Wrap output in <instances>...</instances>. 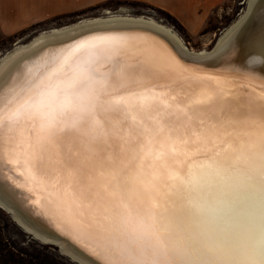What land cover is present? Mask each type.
<instances>
[{"label":"snow or ice","instance_id":"6c2138e0","mask_svg":"<svg viewBox=\"0 0 264 264\" xmlns=\"http://www.w3.org/2000/svg\"><path fill=\"white\" fill-rule=\"evenodd\" d=\"M26 71L0 85V165L7 143L27 191L37 193L31 203L92 237L101 264H160L162 255L171 264L238 256L264 264V231L259 243H245L226 226L247 225L235 217L251 193L264 197V78L201 75L149 42L118 35L88 36ZM116 125L134 130L137 155L129 169L122 154L103 186L95 165L73 152L50 154L73 138L103 152L104 130ZM118 189L137 196L115 199Z\"/></svg>","mask_w":264,"mask_h":264},{"label":"bare ground","instance_id":"6f19581e","mask_svg":"<svg viewBox=\"0 0 264 264\" xmlns=\"http://www.w3.org/2000/svg\"><path fill=\"white\" fill-rule=\"evenodd\" d=\"M247 7L241 15L221 33L212 51L191 49L182 37L167 24L152 16L133 14L128 10H106L98 16L82 18L74 23L52 27L33 36L27 42L18 40L14 47L0 59V85L10 81L15 83L27 77V69L42 63L50 55L74 46L75 42L91 35H118L137 42L146 41L167 52L178 56L190 69L206 76H228L236 73L260 82L264 78V0H246ZM177 119L181 118L179 112ZM27 135V129H23ZM153 131L155 128L153 127ZM132 128L121 132L119 125L104 130L103 152L87 140L70 139L60 148L50 149L55 155L58 150L73 152L85 166L95 165L99 186H103L115 174L114 163L126 154L123 164L131 168L135 163L136 153L131 150ZM14 131L12 135H17ZM117 144L119 148H117ZM17 150L9 148L7 143L3 150V163L0 165V204L36 236L44 241L57 243L60 249L75 257L82 264H101L99 249L95 240L85 234L77 233L65 227L61 221L41 212L31 203L37 193L27 191V183L20 175L23 171ZM111 162V163H110ZM109 191H113L109 185ZM137 191L115 190V199L128 202L135 200ZM251 205L235 218L240 224L227 222L226 226L236 228L243 242L249 237L260 242L264 231V197L259 190L251 193ZM226 205H221L226 209ZM160 264H171L170 258L162 255ZM229 264H246L242 256L227 257ZM119 264V258H114Z\"/></svg>","mask_w":264,"mask_h":264},{"label":"rangeland","instance_id":"374dc122","mask_svg":"<svg viewBox=\"0 0 264 264\" xmlns=\"http://www.w3.org/2000/svg\"><path fill=\"white\" fill-rule=\"evenodd\" d=\"M247 7L246 0H208L203 4L200 1L190 5L187 12H196L199 22L178 17L174 13L146 2L135 0H111L99 3L93 7L83 9L71 14H65L56 20L32 26L27 30L16 33H4L0 31V54L1 58L14 47L18 40L29 41L33 36L43 30L74 23L85 17L98 16L106 10L119 11L126 9L129 13L145 14L154 17L161 23L172 27L182 37L187 47L195 50L211 48L222 31L235 21ZM185 19V21H184ZM192 26V27H191ZM195 28V29H194ZM0 58V59H1ZM0 227L7 246H14L20 251L33 255L54 256L61 259L55 264H79L70 258L65 252H61L58 246L43 241L38 237H31L9 214L0 206Z\"/></svg>","mask_w":264,"mask_h":264},{"label":"crops","instance_id":"0c3cea01","mask_svg":"<svg viewBox=\"0 0 264 264\" xmlns=\"http://www.w3.org/2000/svg\"><path fill=\"white\" fill-rule=\"evenodd\" d=\"M106 1L111 0H0V31L8 34L20 32L32 26L56 20L65 14L87 9ZM135 1L164 8L178 17H189V20L196 23L200 21L198 13L187 12V9L196 1L203 4L208 0Z\"/></svg>","mask_w":264,"mask_h":264},{"label":"trees","instance_id":"16d2710c","mask_svg":"<svg viewBox=\"0 0 264 264\" xmlns=\"http://www.w3.org/2000/svg\"><path fill=\"white\" fill-rule=\"evenodd\" d=\"M5 242L0 227V264H55L61 262L60 258L54 256L33 255L20 251L13 245L7 246V243Z\"/></svg>","mask_w":264,"mask_h":264},{"label":"water","instance_id":"95a60500","mask_svg":"<svg viewBox=\"0 0 264 264\" xmlns=\"http://www.w3.org/2000/svg\"><path fill=\"white\" fill-rule=\"evenodd\" d=\"M226 30V28L222 31V32H224ZM217 40H218V37H217V39H216V41H215V43H214V45L211 47V48H209V49H207L209 52L210 51H212L214 48H215V46H216V44H217ZM0 58H1V54H0ZM0 206L2 207V208H4L1 204H0ZM5 210H7L6 208H4ZM8 211V210H7ZM9 212V214L11 215V217L22 227V228H24L28 233H29V235L31 236V237H38V236H36L35 235V233L33 232V231H28V229H26V227H24V225L22 224V223H20V221H18V219L15 217V215H14V213H13V211H8ZM38 238H40V237H38ZM41 239V238H40ZM44 241V240H43ZM46 242H49V241H46ZM49 243H53V242H49ZM53 244H55V243H53ZM56 246H58V244H55ZM58 248L60 249V247L58 246ZM60 251L61 252H64V251H62L61 249H60ZM66 253V252H65ZM70 258H72V259H74V260H76L79 264H82L81 263V261H79L78 259H76L75 257H72L69 253H66Z\"/></svg>","mask_w":264,"mask_h":264}]
</instances>
